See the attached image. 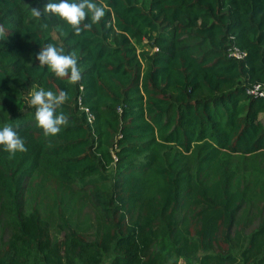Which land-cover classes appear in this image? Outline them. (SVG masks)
Segmentation results:
<instances>
[{
  "label": "trees",
  "instance_id": "1",
  "mask_svg": "<svg viewBox=\"0 0 264 264\" xmlns=\"http://www.w3.org/2000/svg\"><path fill=\"white\" fill-rule=\"evenodd\" d=\"M49 2L0 0V129L27 148L0 146V264H264V0H93L80 36L31 17ZM40 88L68 94L55 136Z\"/></svg>",
  "mask_w": 264,
  "mask_h": 264
},
{
  "label": "clouds",
  "instance_id": "2",
  "mask_svg": "<svg viewBox=\"0 0 264 264\" xmlns=\"http://www.w3.org/2000/svg\"><path fill=\"white\" fill-rule=\"evenodd\" d=\"M44 13H51L65 21L72 29L75 36H80L83 31L91 30L93 24L99 23L105 16V8L93 0H50L43 10L31 8V17L41 18ZM47 27V25H42ZM6 35L3 26H0V36ZM35 59L39 67L45 66L60 79H67L76 84L82 79L81 69L78 66V57L75 51L65 53L63 47L46 44L40 47ZM68 99L64 90L53 92L40 88L29 95L28 106L35 108V120L45 136H55L61 131L62 126L68 124V117L62 112L57 114ZM0 146L10 154L26 152L27 148L23 139L10 125L0 129Z\"/></svg>",
  "mask_w": 264,
  "mask_h": 264
},
{
  "label": "built area",
  "instance_id": "3",
  "mask_svg": "<svg viewBox=\"0 0 264 264\" xmlns=\"http://www.w3.org/2000/svg\"><path fill=\"white\" fill-rule=\"evenodd\" d=\"M229 56H233V57H235V58H240L241 57V55L239 54V53H231V54H229ZM258 90H259V87L258 86H255L252 90H250L248 93L249 94H259L260 96H262V94L261 93H259L258 92ZM90 119H92V116H89V120Z\"/></svg>",
  "mask_w": 264,
  "mask_h": 264
},
{
  "label": "crops",
  "instance_id": "4",
  "mask_svg": "<svg viewBox=\"0 0 264 264\" xmlns=\"http://www.w3.org/2000/svg\"><path fill=\"white\" fill-rule=\"evenodd\" d=\"M179 262L182 263V260L180 259Z\"/></svg>",
  "mask_w": 264,
  "mask_h": 264
}]
</instances>
